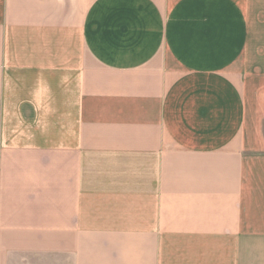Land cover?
<instances>
[{"label": "crops", "instance_id": "obj_1", "mask_svg": "<svg viewBox=\"0 0 264 264\" xmlns=\"http://www.w3.org/2000/svg\"><path fill=\"white\" fill-rule=\"evenodd\" d=\"M0 264H264V0H0Z\"/></svg>", "mask_w": 264, "mask_h": 264}]
</instances>
